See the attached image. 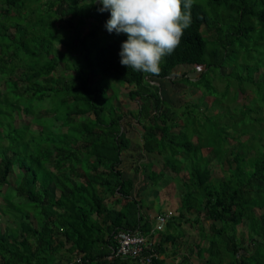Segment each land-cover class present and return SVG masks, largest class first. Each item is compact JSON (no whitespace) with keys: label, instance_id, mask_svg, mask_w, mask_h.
Listing matches in <instances>:
<instances>
[{"label":"trees","instance_id":"1","mask_svg":"<svg viewBox=\"0 0 264 264\" xmlns=\"http://www.w3.org/2000/svg\"><path fill=\"white\" fill-rule=\"evenodd\" d=\"M101 6L95 0H0L1 209L15 219L13 226H0V264H56L62 258L68 264L74 252L82 257L72 264H189L193 251L198 264H264V213L257 211L264 208V0H194L191 25L158 75L120 63L125 34H100L95 26L84 33L88 21L106 24L110 13L98 11ZM60 63L64 69L54 73ZM179 64L204 67L197 79L182 80L216 95L213 107L220 93L212 79L225 80L232 105L207 115L190 102L178 109L163 99L151 81L170 76ZM90 74L97 75L94 85ZM105 79L133 86L127 95L138 107L129 115L143 128L141 148L162 159L158 172L148 162L135 167L136 174L157 182L166 168L186 173L179 219L167 222L173 231L148 234L152 249L139 254L142 262L138 255L107 258L118 230L147 234L153 222L131 193L133 177H123L118 167L132 148L121 123L128 114L116 104L108 107V97L101 103L111 85L96 82ZM57 92L59 103L42 115L58 114V131L35 123V116L28 124L14 123L15 115L33 114V100ZM204 147L221 176L210 169ZM15 167L20 178L14 186L8 179ZM182 220L207 227L200 228L196 249L179 256Z\"/></svg>","mask_w":264,"mask_h":264},{"label":"rangeland","instance_id":"2","mask_svg":"<svg viewBox=\"0 0 264 264\" xmlns=\"http://www.w3.org/2000/svg\"><path fill=\"white\" fill-rule=\"evenodd\" d=\"M77 22V20H75ZM89 22V21H88ZM86 23L84 26H81L84 30V33H87V29L89 27H97V32L99 31L100 34L104 32H108L105 25H97ZM207 35L210 37V34L207 33ZM63 64L60 63L54 73H59V71L63 70ZM204 69L203 66H195L192 64H182L176 66L172 72L169 78H155L152 79V82L154 85L159 86V95L167 100L168 102L174 104L178 109H183L185 104L187 102H190L193 105H198V109L200 112L206 111L207 115L215 114L220 110V107L222 105L228 104L230 99H228L227 95H224L225 92V86L227 82L223 80L222 78L219 79H212V85L216 88V91L220 93V103L214 105H211L214 103L213 97L216 95H210L208 97L207 95H203L201 90V85L196 86V88H193L190 85H186L182 78H186V76L190 79H197L199 77V74ZM210 70L215 71L216 73H221L219 68L212 67ZM225 70L223 69V73ZM213 78V75L210 74ZM207 78H209V75L206 77H202V79L205 81ZM97 79V75L90 74L88 76V83L94 85L95 80ZM4 80V77H0V85H2ZM222 80V81H221ZM109 81V82H108ZM224 83L222 84L221 82ZM105 82H108L109 85H111V89L107 90V92L104 94H101V103H105V97H108L107 99V106L110 105H118L120 109L124 110L128 115L121 119V123L123 124V132L125 135L131 140V149H128L124 151L121 154L122 162L119 164V168L122 170L123 177H133L134 181V189L131 190V193L133 195H136V199H141L142 202V211L148 212V216L150 219H152V225L154 224V217L160 213L167 210L172 211V215H176L175 217L169 218V220H178L179 217L177 215V201H179L181 195L183 194L185 188L183 185L184 177L181 178V176L186 175L185 172H181L179 174H175L170 169L166 168L164 170V174L159 176V180L157 182H153L152 180L146 178L143 176V174L140 173V171L136 174V168L140 167L139 165H142L144 163L152 162V170L159 171L162 168V159L157 154H146V151H144L141 148V134L143 133V128L140 123L137 122V120H134L131 118V115H129V111H132V114H135L134 111L137 110L138 104L136 100L130 99L127 95V90L131 89L133 86L122 87L124 84L115 80V79H105L101 81H97V84L104 85ZM224 87V89H223ZM237 88L236 83L231 86V91L233 92V88ZM223 90V91H222ZM120 94V95H119ZM61 97V94L57 92L55 96L51 93V95L48 98H43L42 100H33V109H32V115L26 114L24 112L21 113V116L18 115L14 117V123L19 126L23 124H28L33 118V116L36 117L35 123L44 122V126L47 130H51L54 125H59L60 123L55 121L53 122V118L56 117L52 115L50 117L46 115H42L45 113L44 110L48 109V112H51L54 110L56 104L59 103V99ZM205 99V105L201 103L203 101V98ZM114 98V99H113ZM230 98H233V94ZM201 99V100H200ZM245 101L244 97L241 93L237 94L236 102L237 104H242ZM231 105L232 102L230 101ZM210 106V109L206 108ZM118 108V107H117ZM234 109V108H233ZM232 109V110H233ZM93 116V114H92ZM134 116V115H133ZM107 117V115H106ZM128 118L131 119V121H128ZM180 124L182 122L180 121ZM55 131H58L55 127ZM73 137V135L69 134V138ZM72 139V138H70ZM193 141H196V136L193 137ZM234 140H230V144H234ZM203 154H208L211 158L209 167L212 171H215V175H220L218 172H216V168L218 167V164L216 163V160L212 157V152L209 147H204L202 149ZM19 170L15 167L14 170L9 173V182L10 185H16L17 181L19 180ZM52 187V186H51ZM6 185L1 186L0 188V226H13L14 225V217L9 215L8 217L2 214L3 204L5 203V200L3 199V191L5 190ZM52 190L55 191L58 194V191L55 190L52 187ZM111 205V204H110ZM163 209V211H161ZM258 213L263 212V209H257ZM168 220V221H169ZM176 222V221H175ZM207 227V225L201 221H198L194 225H191L186 220H182L180 223V227L178 228L182 229L184 232H186L185 236H178L177 242H178V252L179 256L182 255V253L189 254V249H196V242L200 239V228L201 227ZM205 227V229H206ZM243 229V232L245 231V227L243 225L238 226L237 230ZM162 231H173L172 226H168L167 223L164 225V228ZM205 231V230H204ZM160 231H156L157 234ZM245 233V232H244ZM239 235V234H238ZM246 236V233H245ZM201 243H203L201 241ZM190 255L191 262L190 264H198L199 259L196 256L195 251H193ZM63 261L58 259L56 261V264H66L65 259L62 258ZM176 259L175 261H177Z\"/></svg>","mask_w":264,"mask_h":264},{"label":"clouds","instance_id":"3","mask_svg":"<svg viewBox=\"0 0 264 264\" xmlns=\"http://www.w3.org/2000/svg\"><path fill=\"white\" fill-rule=\"evenodd\" d=\"M95 2L102 5L98 11L110 13L105 25L107 31L127 36L121 44L120 63L146 75L159 74L164 58L179 46L184 31L192 22L191 9L194 0H95ZM81 257L82 253L74 252L73 261L68 264L79 262Z\"/></svg>","mask_w":264,"mask_h":264},{"label":"built area","instance_id":"4","mask_svg":"<svg viewBox=\"0 0 264 264\" xmlns=\"http://www.w3.org/2000/svg\"><path fill=\"white\" fill-rule=\"evenodd\" d=\"M172 215L171 210L160 212L156 215L153 227L147 234L142 233L138 230H119L114 235L116 241V248L112 249L111 253L107 256L108 259H112L116 256H136L142 254L144 249L153 244L152 238L148 234L160 231L164 228L169 218ZM152 249V248H151ZM150 257V256H148ZM143 257L139 256L138 260L143 261Z\"/></svg>","mask_w":264,"mask_h":264},{"label":"crops","instance_id":"5","mask_svg":"<svg viewBox=\"0 0 264 264\" xmlns=\"http://www.w3.org/2000/svg\"><path fill=\"white\" fill-rule=\"evenodd\" d=\"M190 264V263H189Z\"/></svg>","mask_w":264,"mask_h":264}]
</instances>
